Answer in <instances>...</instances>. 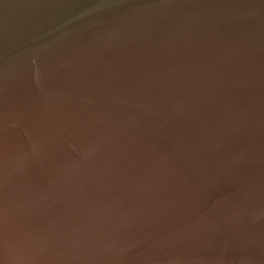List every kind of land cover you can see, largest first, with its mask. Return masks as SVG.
<instances>
[{
	"label": "water",
	"instance_id": "95a60500",
	"mask_svg": "<svg viewBox=\"0 0 264 264\" xmlns=\"http://www.w3.org/2000/svg\"><path fill=\"white\" fill-rule=\"evenodd\" d=\"M0 264H264V0H0Z\"/></svg>",
	"mask_w": 264,
	"mask_h": 264
}]
</instances>
